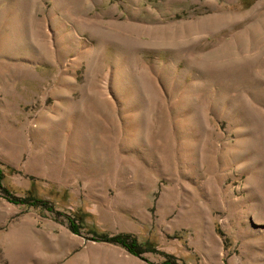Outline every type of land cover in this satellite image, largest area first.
I'll use <instances>...</instances> for the list:
<instances>
[{
    "label": "rangeland",
    "instance_id": "1",
    "mask_svg": "<svg viewBox=\"0 0 264 264\" xmlns=\"http://www.w3.org/2000/svg\"><path fill=\"white\" fill-rule=\"evenodd\" d=\"M0 171V264H264V0H0Z\"/></svg>",
    "mask_w": 264,
    "mask_h": 264
},
{
    "label": "trees",
    "instance_id": "2",
    "mask_svg": "<svg viewBox=\"0 0 264 264\" xmlns=\"http://www.w3.org/2000/svg\"><path fill=\"white\" fill-rule=\"evenodd\" d=\"M245 1V0H243ZM2 178V172L0 171V180ZM0 192L3 193V197L13 204H19V205H31V206H41L46 207L48 211L53 212V207L50 206L48 201L37 199L34 197H30L29 200H24L20 198H15L13 195L1 185L0 183ZM68 222V227L71 232L74 234H79V229L81 222L78 224L76 221L77 219L72 218L70 216L66 217ZM92 240L102 243H109L112 245H117L121 248H124L126 251H128L130 254L134 256H140L143 252L150 249V247L146 245H141L135 237H132L129 234H117V235H108L106 233H94L92 236ZM163 264H175V262H172L170 259L165 261Z\"/></svg>",
    "mask_w": 264,
    "mask_h": 264
}]
</instances>
